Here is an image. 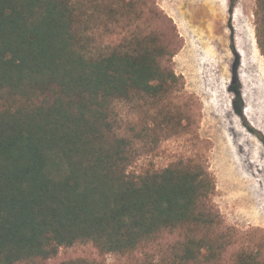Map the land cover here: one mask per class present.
Listing matches in <instances>:
<instances>
[{
    "label": "trees",
    "instance_id": "obj_1",
    "mask_svg": "<svg viewBox=\"0 0 264 264\" xmlns=\"http://www.w3.org/2000/svg\"><path fill=\"white\" fill-rule=\"evenodd\" d=\"M254 16L264 58V0ZM177 48L154 0H0V264L76 243L131 264H264V232L221 228L205 158L129 170L169 138L207 143Z\"/></svg>",
    "mask_w": 264,
    "mask_h": 264
},
{
    "label": "rangeland",
    "instance_id": "obj_2",
    "mask_svg": "<svg viewBox=\"0 0 264 264\" xmlns=\"http://www.w3.org/2000/svg\"><path fill=\"white\" fill-rule=\"evenodd\" d=\"M154 1L175 27L178 48L171 66L181 77L183 91L195 100L192 112L197 133L207 143L197 141L192 133L169 138L155 150L141 154L129 170L145 165L162 167L183 154L195 156L198 162L205 158L214 181L212 202L223 231L264 232V58L256 43V0ZM206 3L214 4L220 29L214 42L208 39L206 44H210L201 48L196 32L200 23L190 16ZM205 7L206 16L213 14ZM235 75L237 81L233 83ZM246 108H250V119L244 113ZM117 111L121 112L120 106ZM230 241L231 253L243 238L238 235ZM70 258L99 264L141 260L139 254H99L90 243H76L60 247L46 264H60Z\"/></svg>",
    "mask_w": 264,
    "mask_h": 264
},
{
    "label": "bare ground",
    "instance_id": "obj_3",
    "mask_svg": "<svg viewBox=\"0 0 264 264\" xmlns=\"http://www.w3.org/2000/svg\"><path fill=\"white\" fill-rule=\"evenodd\" d=\"M206 6V7H205ZM206 8L208 10V12H213V14H209V16H206L207 12L203 9V8ZM204 7L202 8H198L196 11L192 12L191 13V20L195 21V22H199L200 23V26L197 24H195L197 27H196V32L199 34V43L201 45V48L202 46L204 47H207L208 44H206V42L209 40H215L216 39V34L219 33V29H220V26H219V22H218V15L216 13V9H215V6L213 3H206L204 5ZM206 12V13H205ZM208 15V14H207ZM207 39V40H205ZM249 39V38H248ZM243 41V40H242ZM210 42V41H209ZM214 42V41H213ZM248 45V44H247ZM249 47V46H248ZM247 47V48H248ZM210 48V47H209ZM205 49V48H204ZM207 50V49H206ZM208 51V50H207ZM209 52V51H208ZM204 62V61H203ZM199 63H202V61L200 60ZM264 90V89H263ZM255 92V91H254ZM263 95H261L262 97ZM264 97V96H263ZM263 108V107H262ZM225 109V108H224ZM220 110V108H219ZM263 110V109H262ZM223 111V110H222ZM221 111H219L220 113ZM227 112V109L225 110L224 114ZM222 113V112H221ZM246 117L248 119H250V114H251V111H250V108H246L245 111H244ZM223 115V113L221 114ZM256 115V114H255ZM226 116V115H225ZM254 117V115H252ZM257 117V116H256ZM254 121V120H253ZM252 121V122H253ZM259 121V120H258ZM231 123V122H230ZM254 125V122L252 123ZM259 125H260V122H259ZM261 129V128H260ZM238 131V130H237ZM241 138V137H239ZM245 138H244V142H245ZM243 141V138L242 140ZM240 141V142H241ZM243 142V144H244ZM242 143V142H241ZM240 145H243L241 144ZM246 148L247 146L244 145ZM261 154V153H260ZM246 158V157H245ZM244 159V158H243ZM242 180V179H241Z\"/></svg>",
    "mask_w": 264,
    "mask_h": 264
}]
</instances>
